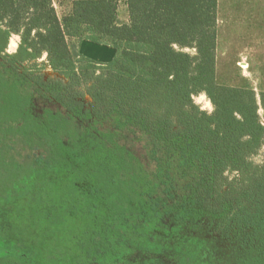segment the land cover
<instances>
[{"label": "trees", "instance_id": "trees-1", "mask_svg": "<svg viewBox=\"0 0 264 264\" xmlns=\"http://www.w3.org/2000/svg\"><path fill=\"white\" fill-rule=\"evenodd\" d=\"M124 1L119 23L116 0L61 17L53 0H0V264H211L201 226L234 264H264V90L218 82V0ZM84 39L113 59L80 54ZM36 98L68 117L37 120ZM70 119L109 143L94 164H77ZM124 131L152 164L138 180L115 165Z\"/></svg>", "mask_w": 264, "mask_h": 264}, {"label": "rangeland", "instance_id": "rangeland-1", "mask_svg": "<svg viewBox=\"0 0 264 264\" xmlns=\"http://www.w3.org/2000/svg\"><path fill=\"white\" fill-rule=\"evenodd\" d=\"M73 0H53L56 13L59 17L66 14L71 7ZM117 1V19L119 23L128 19L127 7L124 0ZM20 40L19 35H12L8 52H14ZM45 55L39 59L44 60ZM217 80L219 83L228 85H242L248 83L255 91L257 98L260 90H264V0H219L218 22H217ZM44 77L54 76L49 68L43 71ZM194 101L201 109L207 112L212 111V104L205 94L195 95ZM87 101L90 99L87 97ZM46 111L66 116L65 111L50 99L36 98L33 106V116L37 120H42ZM258 114L263 122V109L259 104ZM75 131L74 141L70 144V149L74 152L77 164L88 160V164H94L96 157L102 153L104 145L98 141L94 133L89 131L87 122L73 120ZM100 130H107V127L98 125ZM118 145L125 148V159H116L115 165L118 167H131V176L139 177V174H148L152 169V164L146 156L142 145L129 132H118L116 136ZM109 146V143L105 144ZM104 145V146H105ZM255 162L264 161V144L253 155ZM76 164V165H77ZM76 165L71 173L76 176ZM141 166V169L138 168ZM141 170V171H140ZM127 178L130 173H127ZM138 180V179H137ZM4 228L7 225L3 222ZM199 237L202 239L215 240V246L219 249L223 245L204 226L198 228ZM5 234V233H4ZM203 236V237H202ZM5 240L0 238V241ZM10 244V241L7 242ZM213 248V247H212ZM214 249L213 257L207 254V259L211 264H234L232 258L228 256V251L224 253ZM221 254V255H219ZM160 257V256H159ZM215 261V262H213Z\"/></svg>", "mask_w": 264, "mask_h": 264}, {"label": "water", "instance_id": "water-1", "mask_svg": "<svg viewBox=\"0 0 264 264\" xmlns=\"http://www.w3.org/2000/svg\"><path fill=\"white\" fill-rule=\"evenodd\" d=\"M80 54L99 62H109L113 59L116 49L107 44L93 42L91 40H82L79 44Z\"/></svg>", "mask_w": 264, "mask_h": 264}, {"label": "crops", "instance_id": "crops-1", "mask_svg": "<svg viewBox=\"0 0 264 264\" xmlns=\"http://www.w3.org/2000/svg\"><path fill=\"white\" fill-rule=\"evenodd\" d=\"M218 6H219V0H218V5H217V22H218Z\"/></svg>", "mask_w": 264, "mask_h": 264}, {"label": "flooded vegetation", "instance_id": "flooded-vegetation-1", "mask_svg": "<svg viewBox=\"0 0 264 264\" xmlns=\"http://www.w3.org/2000/svg\"><path fill=\"white\" fill-rule=\"evenodd\" d=\"M7 48H8V46H7ZM8 51V50H7ZM50 69V68H49ZM51 70V69H50ZM54 74V73H53ZM55 75V74H54ZM46 78V77H45Z\"/></svg>", "mask_w": 264, "mask_h": 264}]
</instances>
